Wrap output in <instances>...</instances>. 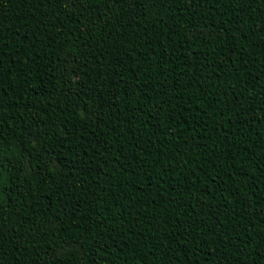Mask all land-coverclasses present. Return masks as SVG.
<instances>
[{"label":"trees","instance_id":"16d2710c","mask_svg":"<svg viewBox=\"0 0 264 264\" xmlns=\"http://www.w3.org/2000/svg\"><path fill=\"white\" fill-rule=\"evenodd\" d=\"M0 264H264V0H0Z\"/></svg>","mask_w":264,"mask_h":264}]
</instances>
